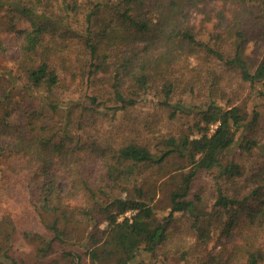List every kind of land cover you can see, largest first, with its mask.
I'll return each mask as SVG.
<instances>
[{
  "label": "trees",
  "instance_id": "16d2710c",
  "mask_svg": "<svg viewBox=\"0 0 264 264\" xmlns=\"http://www.w3.org/2000/svg\"><path fill=\"white\" fill-rule=\"evenodd\" d=\"M210 2L222 6L216 22L196 30L190 13L210 20ZM1 11L10 30L17 18L26 27L17 31L18 69L0 71V155L24 160L42 230L26 260L14 252V221L0 215V264H132L140 250L153 254L167 229L152 205L155 184L137 182L148 168L169 164L178 184L168 217L193 216L202 245L224 226L232 240L214 264H264L263 129L258 111L246 122L223 89L234 78L264 88V56L247 53L264 37V0H0ZM56 92L77 99L50 105ZM148 94L170 118L195 112L198 120L156 149L96 135L100 107L125 110ZM241 130L249 165L223 164ZM214 170L215 208L204 216L190 185L198 172Z\"/></svg>",
  "mask_w": 264,
  "mask_h": 264
},
{
  "label": "rangeland",
  "instance_id": "374dc122",
  "mask_svg": "<svg viewBox=\"0 0 264 264\" xmlns=\"http://www.w3.org/2000/svg\"><path fill=\"white\" fill-rule=\"evenodd\" d=\"M221 7L218 2H210L205 6L207 12L214 11L209 13L210 20H205L201 10H194L190 13V25L197 30L203 22L208 29H211L213 23L216 22L215 11ZM9 17L7 12H0V38L7 47L5 52L0 53V71L16 70L20 64V39L17 31L26 27V24L17 18L12 21L14 28L10 30ZM202 39H205V36H202ZM261 40L258 44L250 41L247 45V53L255 57L264 56V37ZM194 63L195 61L192 60V64ZM223 89L230 96L229 102L239 107L241 113L246 116V122L251 119L254 108L258 111L259 124L263 129L258 138L262 143L264 141L263 86L256 84L250 87L234 78L225 81ZM49 98L50 105H56L59 101L68 103L70 102L68 99L75 100L77 95L71 92H56ZM161 101L156 96L148 94L137 105L125 110L113 111L100 107L96 114V135L101 140H108L115 145L122 144L125 139L131 137L148 144L152 149L162 148L161 143L164 139L176 137L181 131L187 132L188 127L198 119L195 112L178 113L170 118L171 110L162 105ZM245 133L246 131L241 130L236 135L234 145L222 156L223 164L234 161L243 166L249 165V156L239 148ZM254 155L256 153L252 156ZM24 166V160L0 155V215L9 216L16 225L15 254L31 260L37 245L33 234L41 233L42 226L32 205L34 184ZM96 169L95 166H90L91 172ZM215 174L217 170L198 172L190 185L189 197H201L196 205V213L198 211L204 216L214 212L216 193L213 179ZM173 175L177 173L169 164L161 172L156 167H150L138 178L137 183L142 186L151 184L156 186L157 193L152 205L155 207L158 221H164L167 238L153 254L141 250L137 252L132 264H214V259L219 260L226 256L232 236L225 235L223 225L211 232L207 243L202 245L196 240L193 216L188 213H175L171 218L168 217L170 209L168 196L178 184L177 179L171 178Z\"/></svg>",
  "mask_w": 264,
  "mask_h": 264
}]
</instances>
